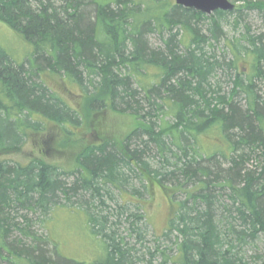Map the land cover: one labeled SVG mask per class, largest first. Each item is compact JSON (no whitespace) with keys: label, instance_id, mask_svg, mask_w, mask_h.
I'll return each instance as SVG.
<instances>
[{"label":"trees","instance_id":"obj_1","mask_svg":"<svg viewBox=\"0 0 264 264\" xmlns=\"http://www.w3.org/2000/svg\"><path fill=\"white\" fill-rule=\"evenodd\" d=\"M91 4L93 22L87 0H0V21L32 48L20 63L0 45V261L85 264L56 247L50 254L49 234L35 230L47 231L56 210L78 208L105 247L92 264H264L262 37L248 35L217 54L208 47L225 37L228 12L208 16L158 0ZM156 30L169 34L158 50L147 38ZM245 55L254 62L249 79L239 69ZM152 70L158 73L151 76ZM47 73L82 87L87 117L130 114L135 129L121 144L86 146L70 171L40 160H5L46 124L82 125L78 111L47 86ZM221 78L231 84L228 93ZM205 139L212 148L203 149ZM153 150L160 168L147 157ZM252 157L259 171L246 167ZM140 177L162 187L168 179L178 182L186 195L161 236L150 232L143 183L132 184ZM125 192L136 202L123 201Z\"/></svg>","mask_w":264,"mask_h":264},{"label":"rangeland","instance_id":"obj_2","mask_svg":"<svg viewBox=\"0 0 264 264\" xmlns=\"http://www.w3.org/2000/svg\"><path fill=\"white\" fill-rule=\"evenodd\" d=\"M158 1H166L170 5H175V0ZM229 1L236 6V11L230 13L223 23L225 37L218 42L212 40V45L208 47L210 51H215L217 54L222 53L223 48L225 46L228 47L230 42H244L248 38V35L262 37L264 41V0ZM87 3L89 5L86 12L89 19L93 22L95 20L96 8L91 4L92 0H87ZM208 25L209 23L207 22L203 23L201 25L202 29L206 31ZM177 31L179 32L178 38L186 40V33L179 28L174 30V32ZM168 36L167 30H156L149 33L147 38L150 47L158 50L164 47ZM0 45L16 62L20 63L30 55L32 50L22 35L15 33L1 21ZM253 64L251 56L247 57L245 55L242 58L239 63V69L243 78L249 79L254 76L255 68ZM150 72L151 76L158 73H155L154 70ZM147 79L149 82L153 81L149 76ZM43 80L72 109L78 111L83 119L82 125L80 127L70 125L65 130L53 124H46V130L43 133H30L20 150L7 155L5 160L21 165L40 160L70 171L75 169L77 157L86 146L99 145L106 141L121 144L135 129L137 122L134 116L130 114L114 111H93L87 117L84 109L86 105L85 99L82 97L84 95L82 87L70 84L64 80L61 81L57 76H49L48 73L43 75ZM221 86L225 93H228L231 88V84L227 78H221ZM213 145L212 141L210 143L209 139H205L202 147L204 150H207L208 148H212ZM152 153L147 157L150 159L153 167L160 168V163L163 161L161 156H155L154 153L157 154L155 150ZM259 162L257 157H252L246 167L251 171H259L261 169ZM221 165L223 169L229 167L225 160H222ZM169 171H172V169ZM142 177L138 179L134 178L132 184L141 187L143 183L145 187L143 191L146 194L142 202L150 223V232L152 235L161 236L169 229L178 208L177 202L183 200L186 195L179 192L178 182L168 179L162 182V187L151 179L145 180V182L144 179L147 176L143 177L144 179ZM172 191L177 193H175L174 201L171 198ZM119 195L120 193H118V197ZM120 198L128 202V204L136 202L135 197L126 192ZM35 230L40 236L46 235L47 237V234H49L50 245L48 248L50 254H53V251L55 252L56 247L62 257L85 264H92L105 255V247L102 241L97 240L90 234L87 227V214L82 209L56 210L50 218L47 231L40 227H36ZM151 233H149V239L152 237ZM0 264L13 263L0 261Z\"/></svg>","mask_w":264,"mask_h":264},{"label":"water","instance_id":"obj_3","mask_svg":"<svg viewBox=\"0 0 264 264\" xmlns=\"http://www.w3.org/2000/svg\"><path fill=\"white\" fill-rule=\"evenodd\" d=\"M175 4L208 16L218 11L231 13L235 10V5L229 0H175Z\"/></svg>","mask_w":264,"mask_h":264}]
</instances>
